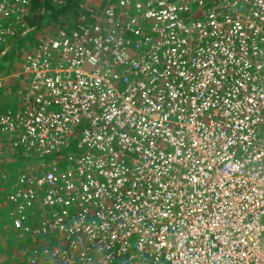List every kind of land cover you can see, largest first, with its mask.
I'll return each instance as SVG.
<instances>
[{"label":"built area","instance_id":"1","mask_svg":"<svg viewBox=\"0 0 264 264\" xmlns=\"http://www.w3.org/2000/svg\"><path fill=\"white\" fill-rule=\"evenodd\" d=\"M29 5L0 0V61ZM85 10L0 112V158L35 160L2 176L21 264H264V0Z\"/></svg>","mask_w":264,"mask_h":264},{"label":"rangeland","instance_id":"2","mask_svg":"<svg viewBox=\"0 0 264 264\" xmlns=\"http://www.w3.org/2000/svg\"><path fill=\"white\" fill-rule=\"evenodd\" d=\"M54 1L61 2L62 0H54ZM105 1L106 0H81L77 7L94 6V7L100 8L104 4ZM34 2H35L34 0H30L28 11H31V13L35 11L38 7L36 3ZM75 12H77V15L81 13V11L78 12V8H75L74 10L65 13L64 16L59 18L56 22H52L48 26L43 27L39 32H36V34L30 36L24 42V44H22V46L16 50L12 58L9 59V57H5L2 60V63L4 62V60L6 62L5 67L7 68V71H8L7 73L13 75V77H11L9 80V82L13 84L9 86L10 92L12 95L11 104L3 103L1 102L2 100H0L1 102L0 112L10 111L14 113L17 111L18 106H22L21 100L17 97V94L14 91V87H15L14 83H17L16 85L19 87V86H22V84L25 81H27V76L24 75L23 73H20V64L24 56L28 54L30 51L35 49L38 39H40V37L50 34V32L53 31L57 25L58 26H67V25L70 26L71 25L70 21L71 22L76 21L78 18H77V15H75ZM22 23L23 22L20 23V26L16 27V31L17 32L20 31L21 35H24L30 29L28 28L27 24L22 26ZM9 40H12L11 37H8L6 42L8 43ZM7 47H8V44H7ZM0 64H1V61H0ZM5 156L6 157L0 158V164L2 165L1 175H0V240L1 242L6 241L7 243H9L8 247L10 248L9 250L10 252L9 254L0 255L1 257L0 264H7V263L8 264H21L19 254H21V251H25L27 247L36 245L37 239H35L34 237L31 238V236L26 237V239H24L25 237H23L22 239H19L16 235L20 231L18 230V232L15 234L14 231L11 230V228H8L7 232L10 235L11 233H14V235L13 236L11 235L10 238L9 237L4 238L3 235H4L5 228L7 227V225L5 221L2 219L6 217V214L9 211L8 205L5 203V197H6L7 192L10 191V183L6 182L7 180L5 179L3 180L2 176L3 175L9 176L10 180L14 179L15 181L17 173L21 170L26 169L25 167L27 166V164H31L35 162V160L33 158H29V159L25 158L22 161L20 159L13 158L10 155H5ZM31 214L34 215V210L30 213V215ZM30 217L31 216L27 215V218L29 220H30ZM11 237H13V240H10Z\"/></svg>","mask_w":264,"mask_h":264},{"label":"trees","instance_id":"3","mask_svg":"<svg viewBox=\"0 0 264 264\" xmlns=\"http://www.w3.org/2000/svg\"><path fill=\"white\" fill-rule=\"evenodd\" d=\"M34 1H35L34 3H36V5L38 6L37 9L35 11H33L32 13H31V11H28L26 13V15L24 16L25 24L28 25V28L30 30L27 33H25L24 35L19 34V32H20L19 31V32H17L18 36L11 37L12 40H9V44H8L9 48H8L7 52L5 53V56L2 58V60L5 57H9V59L12 58V56L15 54L16 50L19 47H21L22 44H24V42L30 36L36 34V32H39L43 27L48 26L52 22H56L59 18L64 16L65 13L72 11L75 8H78V12L83 11V10L86 11L85 9L88 7V6L77 7L81 0H62L61 2H57L54 0H34ZM110 1H115V0H106L101 7L110 3ZM75 15H77V12H75ZM79 15L80 14L77 15L78 19L76 21H74V22L70 21V23H71L70 26H68V25L67 26H58L57 25L56 28L50 32V34H53V33L57 32L58 30H62V29L69 30L71 27H74L77 24V22L80 20ZM5 66H6L5 60L3 63L1 61L0 73L8 74L7 68ZM12 84L13 83L7 84L6 87L0 89V100H2L1 102L11 104L12 95H11L9 86ZM17 97H18V95H17ZM1 168H2V165L0 164V175H1ZM7 179H8V177L5 178V180H7ZM2 220H4L6 225H7V227L5 228V232H7V229L11 228V223H12L11 219L9 218V212L6 214V217ZM4 238H5V236H4ZM3 240H5V239H3ZM8 246H9V243H7L6 241L1 242V240H0V255L9 254L10 248ZM0 261H1V259H0Z\"/></svg>","mask_w":264,"mask_h":264},{"label":"crops","instance_id":"4","mask_svg":"<svg viewBox=\"0 0 264 264\" xmlns=\"http://www.w3.org/2000/svg\"><path fill=\"white\" fill-rule=\"evenodd\" d=\"M14 84H17V83H14Z\"/></svg>","mask_w":264,"mask_h":264}]
</instances>
